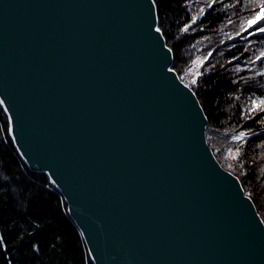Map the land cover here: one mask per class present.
Here are the masks:
<instances>
[{
    "label": "water",
    "instance_id": "95a60500",
    "mask_svg": "<svg viewBox=\"0 0 264 264\" xmlns=\"http://www.w3.org/2000/svg\"><path fill=\"white\" fill-rule=\"evenodd\" d=\"M173 62L154 0H0L9 136L92 264H264V221Z\"/></svg>",
    "mask_w": 264,
    "mask_h": 264
},
{
    "label": "trees",
    "instance_id": "16d2710c",
    "mask_svg": "<svg viewBox=\"0 0 264 264\" xmlns=\"http://www.w3.org/2000/svg\"><path fill=\"white\" fill-rule=\"evenodd\" d=\"M154 1L173 69L207 116L209 145L264 221V110L253 111L264 100V25L247 24L264 0ZM0 237V264H92L62 195L18 154L1 105Z\"/></svg>",
    "mask_w": 264,
    "mask_h": 264
},
{
    "label": "snow or ice",
    "instance_id": "6c2138e0",
    "mask_svg": "<svg viewBox=\"0 0 264 264\" xmlns=\"http://www.w3.org/2000/svg\"><path fill=\"white\" fill-rule=\"evenodd\" d=\"M248 28H252L254 25H264V4L260 6V10L257 15H255L251 20L247 21ZM159 31V29H158ZM259 32H264V26H260L258 28ZM211 55V54H209ZM195 82V81H194ZM257 110H264V100L259 101H253V111ZM245 133H241L239 137H237L238 140L244 139ZM3 237H0V240H2Z\"/></svg>",
    "mask_w": 264,
    "mask_h": 264
}]
</instances>
